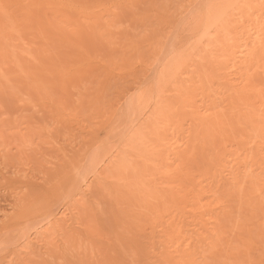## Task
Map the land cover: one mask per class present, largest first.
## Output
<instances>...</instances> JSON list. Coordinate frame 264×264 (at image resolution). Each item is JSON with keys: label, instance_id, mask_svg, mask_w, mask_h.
<instances>
[{"label": "bare ground", "instance_id": "obj_1", "mask_svg": "<svg viewBox=\"0 0 264 264\" xmlns=\"http://www.w3.org/2000/svg\"><path fill=\"white\" fill-rule=\"evenodd\" d=\"M142 2L117 0L108 22L91 3L45 0L52 12L44 28L67 33L68 44L76 38L73 50L100 72L76 80L77 69L62 66L50 77L59 74L63 85L38 84L41 93L50 88L44 98L66 128L62 161L41 179L52 180L45 187L30 178L27 191L9 187L15 197L0 220V264H264V0L185 6L191 19L179 33L167 30L165 7L161 15L155 4L159 31L115 27L117 15ZM137 9L142 15L148 6ZM95 36L107 58L87 51ZM115 77L124 82L111 90ZM22 127L32 138L41 130ZM17 146L0 143L1 151Z\"/></svg>", "mask_w": 264, "mask_h": 264}, {"label": "rangeland", "instance_id": "obj_2", "mask_svg": "<svg viewBox=\"0 0 264 264\" xmlns=\"http://www.w3.org/2000/svg\"><path fill=\"white\" fill-rule=\"evenodd\" d=\"M32 1L36 3V4H33L34 6L32 5ZM122 1L123 2H129V4H132V3H130L131 0H122ZM143 1H145L144 4L142 2V3L138 4L136 7L133 6V8L137 9L139 7L141 9V7L143 8V6H144V8L148 6V10L146 11L147 8L145 9V11H146L145 13L142 12V15H141V13H134V11H133L134 9L129 8L132 10L127 11L126 12L127 14L126 13L122 14L123 15L122 20H121L122 15L121 16L117 15L115 17V20L113 18V20H114L113 22L116 21L115 27L120 25L121 28L117 27L118 29L123 28L124 31L126 29V31L132 35L136 34L135 33L136 30L138 32H141V34L144 33V32H142V31H145L144 28H147L148 30H150L149 28L151 27V29L154 30L153 29L154 26L155 27L158 26L156 29H157V31H159L158 30L159 25H157V24L161 23L162 21L160 22V20L158 19L160 17H157V16L158 15L161 16L163 14L162 9H163V7H165L166 8V10L164 8V15L165 16L164 15L161 16L162 17L161 19L164 20L162 22L163 25L165 24V27L168 28L167 29L168 31H169V27H170V29H171L170 31L177 30V32L179 33L180 30L182 31L183 28L189 24V21L191 19L190 18L191 13L193 12V10L195 11V8L197 7V2L199 3L198 5H200L205 0H198V1L197 0H143ZM153 1H154V3H153ZM27 2H29V3H27ZM80 2L87 3V4L91 3L92 7L94 6L93 8H95V10H96V13H97L96 16L97 15L100 16V15L104 14V15H102L104 17V19H102V20L107 21L108 19L111 20L109 18V16L106 15L107 10L109 8L115 9L114 3H117V0H80ZM23 3H25L27 5H25ZM189 3L191 5V7H190ZM154 4H155V6H154ZM195 4H196V6H194ZM24 5L29 8V10H28L29 14H27V16L29 18H27V16L25 14L23 15V12L21 11V10L27 11L28 8H26ZM151 5L154 6V9L158 7L159 9L158 10L156 9L157 11L162 10L160 13L161 15L158 14L157 11H156L157 12L156 13ZM35 6L37 7V9H35L36 8ZM185 6L192 8V10H190L192 12L189 13V9L188 10L185 9L184 8ZM188 7H186V8H188ZM43 8H45V9H43ZM149 8H150V10H149ZM19 9H21V10H19ZM123 9H124V7H123ZM126 9L128 10V8H126ZM151 9H152V12H151ZM168 10H169V12H168ZM184 10H187L188 12L186 11L187 13H185ZM20 11H21V13H20ZM166 11L168 13L172 14V18H170V19H173L172 21H174V19H175L174 25H172V26H170V23L167 22V20H168L167 18L169 16H168V14H166L167 13ZM46 12H50V11H47L45 0H30V1L29 0H25V1H23V0H3V2H2V0H0V73H1L0 75L1 76L3 74L5 76L7 75L6 77L4 75L2 76V78L0 77V143H2L3 145H7V144L11 145L12 144V145H18L19 146V147L17 146L18 150L17 149L14 150V148H13L14 146H13V147H9L10 149L13 148V150L12 149L10 150L7 147L3 151H1L2 147H0L1 148L0 152L2 153V154L0 153V161H1L0 162V181H1L0 182V220H2L4 218L3 214L10 211L11 203H13L11 201L14 200L13 198L15 196H14V194L11 195L10 193L17 191V192H15L17 194L21 190L24 191L25 187L27 188L25 191H27L29 188L26 185V183L29 181H33V183H34V181L36 180L35 182L37 184V181H38L39 187H45L46 185L49 184V182H52V180H51L48 182V184L46 183V181L49 180V176H48L49 174L46 172L52 173V170L54 169V167H56V164L58 162L60 163L62 161V159H60L62 157V154L59 151H61L60 149H62L61 148L63 145L62 143H64V142H62L63 141L62 135L66 134V133L65 134L63 133L64 132L63 130H65L66 128H63L64 125L59 121V119H57L55 109L53 108L54 106H52L48 102L49 100H46L47 98L46 99L44 98L46 93L49 92L50 88H47L48 90L43 89V93H41L40 91H42V88L38 84H40V82L44 80V81H52L51 85L59 83V84H57V88L60 87L61 84L63 85V80L61 77H59V74L56 73V75L53 74L54 77H52V78L50 77L54 71H57L58 68H61V70L64 69V68H62V66L65 67V69H67V71L70 69L73 70V68H74V70H75L74 72H76V69H77L78 73L76 72L75 74L76 75L78 74L79 76L77 75L78 77L77 76H76L77 78L75 77L76 80H78L79 78L83 79V78L87 77L88 80L93 81L95 79V76H97L100 72V71H98L99 69L97 67L96 68L98 70H96V69L94 70L95 67L92 68L91 66H90L91 69H87V67L89 68V66H87V67L85 66L86 65L85 63H87V59H84L83 53L82 52L80 53L81 50H79V51H76V49L73 50V48L75 46H79L78 42H77L78 45L73 43L75 40H77L76 38L75 39H69L71 44H68L67 43L68 37L66 35L67 33L65 34V32H63L64 33L63 34L58 29L59 35H56L57 33L53 32L54 29L49 30L46 27L44 28L45 24H42V22L44 23L43 17H45ZM51 12H50V15H51ZM137 12H139V11H137ZM9 13H10V15H9ZM139 14H140V16H139ZM146 14H149V15H146ZM187 14H189V15H187ZM61 15H62V12H60L57 8H54V15L52 14V16L54 18L56 17V19L54 21L56 22L57 28L62 27V24H63L62 23L63 17ZM137 15H138V17H136ZM185 15L187 16V18ZM40 16H42V17H40ZM166 16H168V17H166ZM17 17L19 19H21V23H22L21 25L22 26L20 25V23H19V25L17 24V21H18ZM57 17L60 19H58ZM117 17H120V19L118 18L119 21L116 20ZM142 17L145 19L141 21L140 18H142ZM40 18L42 19V21ZM16 19H17V21H16ZM24 19H25V21H24ZM165 19H167V20H165ZM170 19H169V21H170ZM30 20H32V21H30ZM34 20H36V21L34 22ZM109 20H108V22H109ZM151 23L153 24L152 26H151ZM168 23H169V25H167ZM116 24H118V25H116ZM39 25H41V26H39ZM160 26H161V24H160ZM20 27L21 28L23 27L24 29H22V31L18 30V29H21ZM165 27L162 26L161 29L163 28V30H161V29L160 30L163 32ZM172 27H174V28H172ZM156 29H155V31H156ZM17 30H18V32L16 33ZM97 30H99V27L97 28ZM101 30H99V32ZM167 30H165V31H167ZM99 32L96 34H99ZM138 32H137V34H139ZM21 33H24V34H21ZM88 34H89V32H88ZM99 35H101V34H99ZM60 36H62V37H60ZM68 36H69V34H68ZM106 36H107V38L109 37L108 35H106ZM137 36H140V34ZM137 36H135V37H137ZM102 37H105V35H103V36L101 35V38ZM95 38H96V36H95ZM95 38H94V40L96 42L91 41V42H95V43H93L94 45H92L91 47H90L91 44L87 45V47L89 46L90 48L87 49V47H86L85 49H87V51H89L91 54L95 53L94 54L95 57H93L94 59L97 56H98L97 59H100L101 57L107 58L108 52L110 50H109V47L108 48L105 47V45H106V44L104 45L105 41H104V43L102 41V39H104V38H102L100 40H99L100 36L97 37L96 39ZM107 38L105 37V39H107ZM86 39H90V37L86 38ZM91 39H93V38H91ZM24 42H25V45H23ZM72 44H74V46ZM69 51H70V53H69ZM73 51H75V52H73ZM90 53H89L90 57L94 56V55H91ZM109 53L111 54V51ZM82 56H83V58H82ZM97 59H95V60H97ZM83 60L85 62H83ZM65 64H67V65H65ZM82 64H84V66ZM83 67L84 68L86 67L85 72H87V73L84 72ZM78 69H79V71H78ZM89 70H90V72H89ZM80 72L83 73V75H81ZM84 73L86 75H84ZM88 75L93 76V78L88 76ZM127 76L129 78V75H127ZM3 78H7V79H3ZM42 78H43V80H41ZM115 78L114 79L112 78L111 82H113L114 84L112 83L113 85L111 87V90L113 87L119 88L120 85L124 82V80L121 79V77H120V79H119V77L118 78L115 77ZM128 78L126 77V80L129 81L130 78L129 79ZM65 79H64V81H65ZM67 79L69 80L70 78L67 77ZM75 79H72V81L67 80V81H65V83L69 82V83H67L69 85L70 82L71 83L76 82ZM34 80H36V81H34ZM83 80L85 81L87 79H83ZM131 80H132V78H131ZM34 82L36 84H34ZM130 83L132 84V82H130ZM38 90H39V92H37ZM36 92L38 94L41 93V95L43 96L44 99L42 98L41 95H37ZM39 99H40V101H39ZM26 122L28 123V125H30L31 129L32 128L34 129V131H35V129L40 130V128H41V130L38 131V133L39 132L40 133L39 134L34 133L36 136L34 135L32 138V136H31L32 131H31V133L26 132L27 130L25 132H23V130H25V129H23L22 126L27 124ZM9 123H11V124H9ZM20 123H21V128H19ZM36 132H37V130H36ZM56 133L61 134V135H59L60 138L58 137V134H56ZM29 134L31 137L29 136ZM53 138L54 139L57 138V139L53 140ZM58 139H59V141H58ZM41 141H43V142H41ZM38 142H40L41 144L40 143L38 144ZM106 145L109 146V145H111V143L105 144L104 148ZM57 149H59V151ZM1 155H3V156H1ZM7 157H8V160H10V162L6 161ZM59 159H60V161H58ZM40 162L42 163V165ZM5 163H7V164H5ZM57 165H59V164H57ZM44 166H47V167H44ZM41 168H43V169H41ZM45 169H47L49 171H46ZM15 170L19 171V174ZM44 170H45V172H44ZM41 171H43V172H41ZM24 173H26V176ZM41 173H44L45 176ZM14 175L15 176L20 175V177H17V176L16 177L19 179H24V180H20V182L25 181L24 184L26 186H24L23 189H22L23 186L21 185L23 182L21 184L19 183L20 185L16 184L19 181V179L16 180ZM50 176H51V174H50ZM8 177H10V178L8 179ZM13 177H14V179H13ZM11 178L14 180V182H13V180L11 181ZM27 178H30L31 180L26 181V180H28ZM42 178L46 179V181L43 179L44 183L41 181ZM3 179L4 180L5 179L10 180V182H8L7 180H6L7 181L6 182ZM3 182H5V183H3ZM8 183H10V185ZM12 183H15L14 185H17V186L14 187ZM42 184H44V186ZM9 187H12V188L14 187L13 190L14 189H16V190H14L12 192V188H9ZM17 187H20L21 189L18 188L19 190H17ZM23 191H21V192H23Z\"/></svg>", "mask_w": 264, "mask_h": 264}]
</instances>
